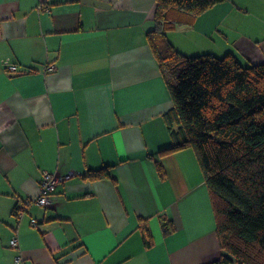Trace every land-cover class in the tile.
Returning a JSON list of instances; mask_svg holds the SVG:
<instances>
[{
    "label": "crops",
    "instance_id": "0c3cea01",
    "mask_svg": "<svg viewBox=\"0 0 264 264\" xmlns=\"http://www.w3.org/2000/svg\"><path fill=\"white\" fill-rule=\"evenodd\" d=\"M155 6L0 0V264H207L228 255L193 149L158 153L170 144L163 115L172 102L146 38ZM167 37L185 55L262 64L264 0H222ZM105 166L108 178L58 183L50 206L26 204L43 171Z\"/></svg>",
    "mask_w": 264,
    "mask_h": 264
},
{
    "label": "trees",
    "instance_id": "16d2710c",
    "mask_svg": "<svg viewBox=\"0 0 264 264\" xmlns=\"http://www.w3.org/2000/svg\"><path fill=\"white\" fill-rule=\"evenodd\" d=\"M221 1L156 0L146 38L172 102L163 115L170 144L158 153L184 148L195 153L210 194L218 244L228 253L207 264H264V63L245 66L232 53L185 55L167 37ZM149 157L163 178L161 163ZM81 175L110 177L106 166ZM160 221L164 234L172 232L168 218ZM139 228L150 246L147 221L142 219Z\"/></svg>",
    "mask_w": 264,
    "mask_h": 264
},
{
    "label": "built area",
    "instance_id": "2783aa9c",
    "mask_svg": "<svg viewBox=\"0 0 264 264\" xmlns=\"http://www.w3.org/2000/svg\"><path fill=\"white\" fill-rule=\"evenodd\" d=\"M8 69L11 71H16L17 66L10 65ZM55 69H56V66L53 63L47 64L46 66V71H54ZM75 175H81V174L78 171H70L65 175L43 171L40 186H39V192L37 196L35 198H32V200L27 201L26 204H29L30 202H34L40 206H44V207L50 206L52 204V194L55 190L56 185ZM22 211L23 210L21 209V210H18L16 213L20 215L22 214ZM30 225L35 228L38 225V221L35 218H31ZM10 246L12 248H16L18 246L17 236H14L10 239ZM15 261L18 263H21L23 261V257L18 254L15 257Z\"/></svg>",
    "mask_w": 264,
    "mask_h": 264
}]
</instances>
